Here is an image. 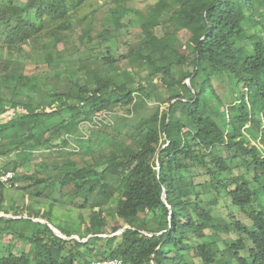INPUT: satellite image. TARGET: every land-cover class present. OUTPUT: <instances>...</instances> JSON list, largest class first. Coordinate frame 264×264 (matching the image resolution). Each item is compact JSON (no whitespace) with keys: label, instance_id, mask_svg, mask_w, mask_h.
I'll return each instance as SVG.
<instances>
[{"label":"trees","instance_id":"trees-1","mask_svg":"<svg viewBox=\"0 0 264 264\" xmlns=\"http://www.w3.org/2000/svg\"><path fill=\"white\" fill-rule=\"evenodd\" d=\"M91 1L0 3V90L11 92L0 97V173L14 172L21 193L11 201L0 183V214L21 217L25 228L0 217V264H264V0H157L146 11L115 0L105 21L127 32L126 53L84 28ZM78 28L69 62L85 65H60L59 44L51 53L46 41ZM31 57L48 69L12 70ZM220 76L230 81L228 105L212 85ZM42 89L45 102L35 97ZM104 113L120 122L100 119L93 130L102 156L83 166L62 162L43 176L34 150L75 145L90 155L84 122ZM57 207L86 211L87 220L71 232ZM10 236L29 250L4 243Z\"/></svg>","mask_w":264,"mask_h":264},{"label":"rangeland","instance_id":"rangeland-1","mask_svg":"<svg viewBox=\"0 0 264 264\" xmlns=\"http://www.w3.org/2000/svg\"><path fill=\"white\" fill-rule=\"evenodd\" d=\"M9 0H0V3H5L8 2ZM27 0H15L17 3H24ZM114 1L115 0H93L87 5V10L85 11L88 15V19L86 24L84 25L85 29H88L90 26L95 32H103L104 37L107 40V46L111 47L113 51H119L122 53L127 52V47L123 43L127 37V32L125 30H114L109 27V24L105 21V16L111 7L114 6ZM157 0H125V3L127 5L132 6L134 8L146 11L148 8L153 6ZM108 32V33H106ZM138 36H139V30L136 29L132 31L131 36L129 39H131L133 45H136L138 43ZM80 37H81V30L78 28L77 31L73 34H70L69 32H63L59 30V33L51 40H47L46 43L50 47L51 53H55L56 47L54 44H59L57 46L59 51L63 53V57L65 58V63H61L60 65H67L70 60V57L76 56L77 49L80 46ZM183 38V37H182ZM71 64H75L77 66L80 65H85L83 63H80L78 61L72 62ZM130 64L127 61H124L122 63V67L126 68L129 67ZM48 69L47 64L43 62V57H41V62L39 61V58L31 57L29 59H18L15 61V64L12 66V70L15 72H21L25 75H30L33 74L34 72H40L43 70ZM124 81H127V78H123ZM54 80L51 78L50 82H48L51 87L54 85ZM187 83L190 85V81L188 80ZM133 84H129V86L132 87ZM213 88L215 90V93L223 100L226 105L230 104L231 100V94L229 91L230 88V81L225 77V76H220V77H213L212 81ZM133 87H135L133 85ZM156 90L161 93L162 97L167 98L169 96V92L166 88H164L162 85L158 84L156 86ZM50 93L47 91H39V93L35 96L38 100L41 102H45L47 98H49ZM138 96V95H137ZM0 97H5L9 99L11 97V92L10 91H5V90H0ZM166 106H161V108L164 109ZM22 112V111H21ZM144 112L148 115H151L152 110L150 107L144 110ZM25 114V112H22ZM8 115V114H6ZM3 116V115H2ZM5 116V115H4ZM7 120H10L11 117L5 116ZM120 115H117L116 113L109 115V118H107V121H113L114 125H117V123L120 122L119 120ZM135 119V118H134ZM133 117H131L130 121L134 120ZM45 123L48 125H52V122L50 119L44 118L43 119ZM84 125L87 128V134L85 135L86 138H90L89 140H92L93 143V149L90 155L83 157L81 154L77 153V148L74 147L75 145L71 146L70 148L67 149H62V150H49L46 148H38L34 150V155L36 157H40V162L42 163L41 165L45 166L44 169V174L43 176L51 175L59 171V165L61 166V163H67V164H75L78 166H83L86 164H92L94 160L99 159L102 156V152L99 151V148L102 147L101 142H95L97 134L94 129H96L98 124V121L95 119V116H92L90 119L84 122ZM125 143H133L129 139H123ZM16 156L22 157L20 153H17ZM4 166V161L0 160V171L5 170L3 168ZM64 169H66L64 167ZM17 186V184H16ZM15 185L12 186V188L7 187L6 188V197L10 199L11 201H17L20 198V191L17 190ZM69 188L65 190V193L69 192ZM58 195H54V198H57ZM59 198V197H58ZM44 207L48 206V201H42ZM224 211L215 213L216 219H219L220 216L223 214ZM225 214V213H224ZM228 214V211H227ZM55 215L58 217V221L61 224V226L65 227L66 229L70 230L71 232H74V224H77V222L82 220H87L88 212L84 211L80 214H77L74 210L72 209H61L60 207L56 208ZM81 215V218L77 217ZM237 218L244 220L245 216L240 213V211L236 213ZM0 217H5V218H13L17 220L16 224H14V228L16 231H25L24 225H23V219L21 217H14L12 214H4L1 213ZM26 218V217H25ZM41 223H45L42 220H36ZM0 226H4V222H0ZM55 228V227H54ZM57 230V229H56ZM60 234L61 232L57 230ZM27 233V232H25ZM62 235V234H61ZM64 236V235H62ZM65 237V236H64ZM106 237V236H102ZM72 239L80 240L78 236L73 235L71 237ZM88 239V238H87ZM10 240L11 243L15 245L16 251H21V250H29V244L26 242H21L19 240H16L12 238V236L8 237L5 239L4 243H8ZM83 240V242H85Z\"/></svg>","mask_w":264,"mask_h":264},{"label":"built area","instance_id":"built-area-1","mask_svg":"<svg viewBox=\"0 0 264 264\" xmlns=\"http://www.w3.org/2000/svg\"><path fill=\"white\" fill-rule=\"evenodd\" d=\"M109 115H111V113H104L102 117H96L95 119L98 121H101L100 119H103L106 123L108 122H113V121H107V118H109ZM15 178V174L12 171H7V172H2L0 173V183L4 184L6 187H10L12 188L13 185L16 186V184H13ZM91 264H127L126 262H124L121 259H109V260H103V261H94Z\"/></svg>","mask_w":264,"mask_h":264},{"label":"water","instance_id":"water-1","mask_svg":"<svg viewBox=\"0 0 264 264\" xmlns=\"http://www.w3.org/2000/svg\"><path fill=\"white\" fill-rule=\"evenodd\" d=\"M50 228L53 230V232L54 233H56L59 237H61V238H63V239H67L66 237H64V236H62L53 226H51L50 225ZM123 231V230H122ZM122 231H120V232H118V233H116V234H114L113 236H117V235H119ZM92 236H90V237H88V239L89 238H91ZM88 239H86V241L85 242H87L88 241Z\"/></svg>","mask_w":264,"mask_h":264}]
</instances>
